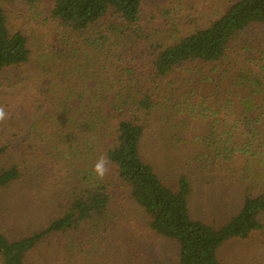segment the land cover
I'll use <instances>...</instances> for the list:
<instances>
[{
    "label": "trees",
    "instance_id": "trees-1",
    "mask_svg": "<svg viewBox=\"0 0 264 264\" xmlns=\"http://www.w3.org/2000/svg\"><path fill=\"white\" fill-rule=\"evenodd\" d=\"M1 1L35 8L43 0ZM145 1L49 0L46 20L63 31L48 50L36 51L0 5V79L21 71L13 84L28 91L27 67L40 74L0 133V208L7 193L44 182L55 188L60 212L17 239L5 232L0 212V264H27L58 238L85 254L88 237L107 230L112 181L127 188L148 232L176 245L178 264H224L222 247L264 230V66H252L264 61V34L242 46L243 69L228 64L243 56H235L237 43L264 29V0H230L209 26L173 43V34L161 37L142 25ZM178 70L191 77L172 89ZM194 114L207 120L201 130L186 120ZM101 157L108 171L97 179L93 167ZM181 161L222 177L223 187L238 174L242 206L229 222L215 226L192 216L194 182L172 175ZM34 166L50 177L33 178Z\"/></svg>",
    "mask_w": 264,
    "mask_h": 264
},
{
    "label": "rangeland",
    "instance_id": "rangeland-1",
    "mask_svg": "<svg viewBox=\"0 0 264 264\" xmlns=\"http://www.w3.org/2000/svg\"><path fill=\"white\" fill-rule=\"evenodd\" d=\"M48 1L43 0L35 8H31L23 1L3 3L0 0V5L9 14L12 27L24 31L30 37L34 51L39 49L48 50L63 31L50 20H46V13L50 9ZM229 4L230 0H184L183 2L146 0L142 9V25L149 30H160L161 37H168L173 34V43L175 40L209 26L225 12ZM261 33L264 34V29L256 27L241 42L235 45V56L238 57L239 54L243 56L239 61L232 58L228 63L229 66L238 62L237 71L240 68L243 69L244 59L242 57L245 53L242 51V46L247 45L246 41L249 39H251L249 40L250 44H254L257 40L261 41L262 38L257 39ZM262 42L264 43V40L260 44ZM253 48L257 49L256 46H253ZM256 56L261 57L258 50ZM252 66L253 69L259 71L263 69L264 61L252 62ZM27 69L30 76L29 86H31L28 91H24L26 87L22 84H13L14 79L21 71L16 73L7 71L0 79V106L5 108L8 118L14 116V113L16 114L19 110V104L33 94L32 86L40 74L34 71L33 66L27 67ZM212 69L213 67L207 66L204 72L208 74ZM190 77L191 74L186 71L178 70L169 80L173 82L171 88L180 87L177 83L178 80L182 81ZM175 84L176 86H174ZM203 93L205 91L200 95ZM198 96H195L194 102L190 100L188 103L190 105L196 104V100L199 99ZM190 97L191 95H189V99H191ZM195 115L186 120L194 127L197 126V130H201L200 127H204L203 124L207 120ZM175 120L179 121L183 118H175ZM0 124L1 133L4 131L6 120L0 122ZM195 134L199 135L202 132H196ZM175 155L179 156V154ZM175 155H173V159L176 158ZM51 166V164L47 165V167ZM38 169L41 168L35 166L33 169L30 168L33 178L50 177L48 173L43 170L40 172ZM159 170L162 176L170 175L167 169L159 168ZM220 173L218 171V174ZM180 174L188 175L194 182L195 193L192 198L191 213L195 219L203 220L210 225L220 226L229 222L241 209L243 188H241L240 178L234 175L237 173L229 176L230 184L227 183L228 186L224 187L221 183L222 177L216 178V174H207V172L198 168V164L187 166L185 161H181V165L175 168L172 175L177 176ZM207 179L212 180V184H208ZM41 184L44 187L29 183L28 187L14 189L13 192L3 196L0 212L6 213L5 216L2 215L4 217V229L7 235L13 239L31 233L34 229H39L44 223H47L50 216L60 213L56 207V198H52L55 188H50L44 182H41ZM111 190L113 191L112 213L106 226L107 230H101V233L97 232L96 239L88 237L86 243L92 245L83 249L85 254L81 255L79 249L73 250L72 244L65 243L66 239L64 240L65 244H63V241L58 238L47 240L41 245L30 255L27 264H178L176 245L148 232L145 228L144 217L140 211H137L127 195V188L121 186L118 182L112 181ZM222 193L225 196L220 200ZM74 251L76 252L74 253ZM218 256L224 264H264V230L252 235L249 240L227 243L220 249Z\"/></svg>",
    "mask_w": 264,
    "mask_h": 264
},
{
    "label": "clouds",
    "instance_id": "clouds-1",
    "mask_svg": "<svg viewBox=\"0 0 264 264\" xmlns=\"http://www.w3.org/2000/svg\"><path fill=\"white\" fill-rule=\"evenodd\" d=\"M8 118V114L5 111V108L3 106H0V122L5 121ZM107 161L101 157L97 160L93 167V172L97 179H103L106 175L108 168H107Z\"/></svg>",
    "mask_w": 264,
    "mask_h": 264
}]
</instances>
